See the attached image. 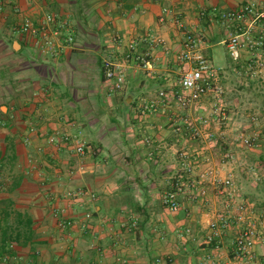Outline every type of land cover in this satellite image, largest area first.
<instances>
[{"label":"crops","instance_id":"crops-1","mask_svg":"<svg viewBox=\"0 0 264 264\" xmlns=\"http://www.w3.org/2000/svg\"><path fill=\"white\" fill-rule=\"evenodd\" d=\"M249 3L264 7V0H0V253L11 245V255L5 262L0 256V264H119L118 258L127 264H156L159 258L164 264H198L207 255H220L203 238L209 222L229 209L221 186L205 184L208 198L185 201L176 213L162 203L168 178L180 173L177 153L201 146L188 137L178 142L171 119L184 114L172 106L165 114L143 119L139 108L142 100L162 90H180L187 67L178 56L187 30L207 37L206 54L214 59V48L228 32L223 24L201 16L202 10H238ZM47 14L71 25L73 47L59 58L44 52L39 38L19 32L26 20L38 22ZM148 34L163 44L153 46ZM135 39L140 41L138 54L151 57V70L127 60ZM105 60L126 72V87L116 95L109 94ZM212 101L205 99L201 114H209ZM32 127L49 134L81 133L90 145L87 156L79 160L67 151L56 154L45 137L31 135ZM252 127L249 133L264 131V121L258 129ZM212 130L218 141L208 152L221 165L220 150L234 148L227 142L231 130ZM147 138L153 147L146 146ZM261 144L255 164L241 166H260L264 176V138ZM32 161L40 172L32 171ZM72 168L76 170L70 175ZM236 168L230 163L219 178ZM76 188L97 195L94 204L84 210L75 207L70 214L83 223L86 211L92 212L94 227L88 232L60 230L53 214L52 199ZM133 215L141 219L138 231L111 236L110 220ZM254 221L264 228V220ZM189 228L194 237L184 241L181 235ZM234 239V233L225 238L221 260L242 264L231 253ZM259 251L264 255V245Z\"/></svg>","mask_w":264,"mask_h":264},{"label":"built area","instance_id":"built-area-1","mask_svg":"<svg viewBox=\"0 0 264 264\" xmlns=\"http://www.w3.org/2000/svg\"><path fill=\"white\" fill-rule=\"evenodd\" d=\"M172 10L165 9V15L172 16ZM201 16H209L213 23H221L228 32V39L224 43L232 61L240 65L245 76L251 79L264 80V7L256 3H249L238 10L223 11L213 7L202 10ZM184 28L182 23H179ZM23 35L37 37L42 41V50L53 58H59L67 49L73 47L74 38L71 34L69 22H62L58 16L47 14L38 22L28 19L19 29ZM147 40L153 46L163 44L160 37L147 35ZM140 41L135 39L129 44L127 60L135 59L140 67L151 70V57L138 54ZM207 37L203 34H195L187 30L183 49L178 56V61L187 67L179 79L180 90H162L150 100H142L139 114L146 119L159 112L165 114L170 107L184 115H176L171 119V128L178 138V142L188 137L192 143L200 144V149L191 152L183 149L177 153L180 160V173L168 178V188L162 197L163 205L171 212H179L184 208L183 202H204L209 196V189L221 186L224 194L230 199L229 209L217 214L208 225V233L203 238V244L214 247L220 252L218 257L207 255L198 264H234V260H221V250L225 246V238L231 233L235 239L231 247V253L235 261L242 264H264V255L259 251V246L264 245V228H259L254 220H264V212H256L244 203L235 184L233 172L220 179L219 172L224 171L230 163H234V155L229 150L224 156L221 165H216L210 153V147L217 143L213 127L228 129L232 125V115L225 103V88L222 83L221 70L207 56ZM104 72L109 84V94L116 95L126 87L125 69L115 62L105 60ZM207 97L213 98L212 107L208 115L201 114V109ZM253 126L258 129L263 121L259 114L252 115ZM31 135L43 136L47 144L56 154L67 151L76 159H84L90 148L89 143L81 133L71 132H40L38 128L30 129ZM264 131H255L252 134H241L236 140L246 151L257 152L261 148ZM186 140V141H187ZM30 139L27 144H30ZM148 147L154 146L151 138L145 140ZM153 153L150 154L152 158ZM32 171L40 172L37 162L32 161ZM39 169V170H38ZM248 173L256 180H260V166L247 168ZM72 168L70 175L75 173ZM82 171V167L78 169ZM264 170V169H263ZM1 175V173H0ZM42 175V173H40ZM53 198V197H52ZM97 195L85 188L68 189L61 196L52 199L54 202L53 214L58 220V227L62 231L80 228L84 232L93 230L94 215L86 211L84 222L81 223L70 214L75 207L82 210L96 202ZM184 200V201H183ZM251 217L253 222L248 223ZM109 231L111 236L132 234L141 227V219L138 216H130L123 220H110ZM184 241L193 239V232L189 228L181 235ZM95 249L102 252L97 244ZM119 264H127V261L118 258ZM164 259L159 258L156 264H164ZM172 263L170 260V263ZM166 263V264H167Z\"/></svg>","mask_w":264,"mask_h":264},{"label":"rangeland","instance_id":"rangeland-1","mask_svg":"<svg viewBox=\"0 0 264 264\" xmlns=\"http://www.w3.org/2000/svg\"><path fill=\"white\" fill-rule=\"evenodd\" d=\"M228 35L224 36L219 46H216L213 50L214 52V63L216 66H223L228 63L232 64L231 59L229 58V55L227 53V49L223 43H225L228 39ZM207 56L210 57V55L207 54ZM97 69V68H96ZM226 85L230 88L227 91V96H225V103L227 105V108L232 118V125L229 128L231 130L230 134L228 135L229 140L227 142L234 144V148L232 150V153L234 155V162L235 165H237V168H241L243 163L245 164H251L258 160V158L261 156L257 152L252 153L246 151L236 140L241 134H252L248 131L252 130L253 122H252V115L259 114V107L258 103L260 100H258L255 97L254 93H251L247 91L244 88L243 81L240 80L237 76H229L228 81L226 82ZM262 122V121H261ZM247 128V129H246ZM250 128V129H249ZM222 144V141L221 143ZM263 144H261L262 146ZM223 147V146H222ZM224 148V147H223ZM221 151V157L222 160H224V156L229 151L226 150H220ZM260 151V149H259ZM241 166V167H240ZM249 165H246V167ZM245 170L247 168H244ZM1 178V175H0ZM225 240V245H226Z\"/></svg>","mask_w":264,"mask_h":264},{"label":"trees","instance_id":"trees-1","mask_svg":"<svg viewBox=\"0 0 264 264\" xmlns=\"http://www.w3.org/2000/svg\"><path fill=\"white\" fill-rule=\"evenodd\" d=\"M211 60L214 62V59ZM216 67L221 70L222 83L225 88V96H227V91L230 89L226 85L229 76H237L240 80L243 81L244 88L247 91L254 93L255 97L260 100V102L258 103V112L261 119L264 121V80L251 79L248 76H245L242 67L235 64L233 61L232 64L228 63L226 65ZM233 174L241 200L254 211L259 213L264 212V176H261L260 180H256L248 173L247 170L241 168H236ZM10 246L11 245L6 246L5 249L0 253V256L2 260H4V262L6 260V257L11 255Z\"/></svg>","mask_w":264,"mask_h":264}]
</instances>
